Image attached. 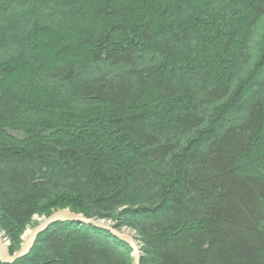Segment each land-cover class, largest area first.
Instances as JSON below:
<instances>
[{
    "label": "trees",
    "instance_id": "obj_1",
    "mask_svg": "<svg viewBox=\"0 0 264 264\" xmlns=\"http://www.w3.org/2000/svg\"><path fill=\"white\" fill-rule=\"evenodd\" d=\"M0 15L11 254L34 216L68 209L133 230L140 264H264V0H0ZM132 263L60 222L12 264Z\"/></svg>",
    "mask_w": 264,
    "mask_h": 264
},
{
    "label": "water",
    "instance_id": "obj_2",
    "mask_svg": "<svg viewBox=\"0 0 264 264\" xmlns=\"http://www.w3.org/2000/svg\"><path fill=\"white\" fill-rule=\"evenodd\" d=\"M60 222H71L78 225L91 226L93 228L107 232L112 238L125 243L130 248L132 252L133 264H140V251L135 240L131 236H128L120 230L113 228L109 224L98 222L95 219L86 218L82 215L70 213L68 211L56 212L45 218L40 224H38L28 233V236L22 242L19 250L13 254L10 253L8 245L0 236V262L3 264H12L16 260L28 255L35 244L37 237L54 224Z\"/></svg>",
    "mask_w": 264,
    "mask_h": 264
},
{
    "label": "rangeland",
    "instance_id": "obj_3",
    "mask_svg": "<svg viewBox=\"0 0 264 264\" xmlns=\"http://www.w3.org/2000/svg\"><path fill=\"white\" fill-rule=\"evenodd\" d=\"M32 1V0H31ZM27 3L26 2H23V1H20L18 2L15 6L12 7V9L10 11H8V17L10 18H13L12 21H10V23L14 24V26H11V27H14L16 28L17 30H24V28L27 26V22L26 20L28 19L29 15H28V12L30 11V8H32V6H27L26 5ZM33 9V8H32ZM44 10V9H43ZM45 11V10H44ZM44 11H41L40 10V13L42 15H44L46 12ZM40 14V15H41ZM2 16V15H0ZM9 18V20H11ZM8 19V18H7ZM16 19V20H15ZM4 19L2 17H0V25H3L1 22H3ZM3 55V54H2ZM89 71V70H88ZM92 74V72H89L87 73L85 76L87 75H90ZM60 211H68L70 213H72L71 211H69L68 209H59V210H54L50 213L51 214H54L56 212H60ZM48 215V216H50ZM47 216V217H48ZM45 216H34L30 223L28 224V226H26L21 238H20V241H21V244L22 242L25 240V238L28 236V233L34 229L38 224H40L45 218H47ZM94 219V218H92ZM97 220V219H95ZM98 222H102V223H105V224H109L111 225V223L109 221H100V220H97ZM112 226V225H111ZM121 232L125 233L126 235L128 236H131L134 240H135V232L133 230H131L130 228H127V227H123L120 229ZM0 236L1 238L3 239L4 242H6V244L8 245V248H9V241L7 240V238L4 237V234L0 232ZM136 242V240H135ZM20 244V246H21ZM136 245L139 249V251L141 250V246L138 245V243L136 242ZM20 248V247H19ZM142 256L141 252H140V257ZM133 260V259H132ZM133 264V263H132Z\"/></svg>",
    "mask_w": 264,
    "mask_h": 264
}]
</instances>
